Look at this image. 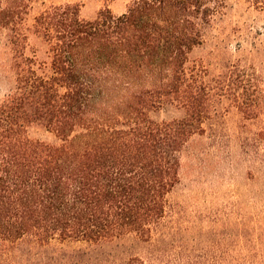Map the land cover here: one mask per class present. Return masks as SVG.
<instances>
[{"label":"trees","instance_id":"16d2710c","mask_svg":"<svg viewBox=\"0 0 264 264\" xmlns=\"http://www.w3.org/2000/svg\"><path fill=\"white\" fill-rule=\"evenodd\" d=\"M228 8L134 0L84 19L53 5L31 27L47 44L41 60L16 6L0 7V264H141L112 249L150 240L189 139L226 98L246 117L264 110L254 69L214 74L191 57Z\"/></svg>","mask_w":264,"mask_h":264},{"label":"rangeland","instance_id":"374dc122","mask_svg":"<svg viewBox=\"0 0 264 264\" xmlns=\"http://www.w3.org/2000/svg\"><path fill=\"white\" fill-rule=\"evenodd\" d=\"M133 1L0 0V7L16 6L30 27L27 53L44 60L47 44L31 28L41 10L72 4L82 18L94 19L101 11L121 15ZM227 1L226 16L191 57L214 74L227 63L254 69L264 93V11ZM255 44L263 46L250 51ZM7 87L0 67V98ZM221 110L182 150L179 180L150 240L113 247L121 261L136 255L141 264H264V110L246 117L228 98Z\"/></svg>","mask_w":264,"mask_h":264}]
</instances>
